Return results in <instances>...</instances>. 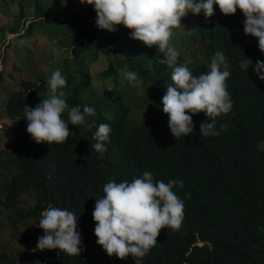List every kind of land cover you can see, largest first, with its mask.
Segmentation results:
<instances>
[{"label": "trees", "instance_id": "trees-1", "mask_svg": "<svg viewBox=\"0 0 264 264\" xmlns=\"http://www.w3.org/2000/svg\"><path fill=\"white\" fill-rule=\"evenodd\" d=\"M11 1L20 7L21 36L59 20L47 9L50 2L58 6V0ZM24 1L33 6L32 19L23 12ZM82 12L81 16L80 11H69L61 17L66 22L81 16L82 21L76 22L86 30L79 32L84 35L82 40H89L93 53L102 52L110 59L112 52L116 67L127 65L137 74L141 90L136 93L134 90L133 96L138 94L135 106L143 115L137 120L131 119L135 107L132 111L125 107L119 93L118 104L114 106L116 100L112 101L114 118L111 121L98 108L81 103L80 93L89 82L79 67L84 52L82 41L70 46L73 58L63 61L60 71L67 81L62 89L63 98L70 107L79 105L81 111L84 106L94 108L96 114L86 118L93 127L70 124L69 131L75 134L59 145L37 144L28 134L24 106L34 108L41 99L47 98L48 70L47 73L41 70L43 75L24 77L16 92L5 94L4 111L13 123L11 142L15 155L5 160L3 156L8 152L0 151V165L8 162L15 172L4 181L0 220L6 226L1 225L0 238L5 231L8 239L17 238L19 246L13 248L0 239V264H41L38 262L44 258H49L45 264H135L131 255L124 260L109 257L96 243L92 213L95 199L104 195L103 186L107 182L127 180L130 183L145 171L152 173L154 180L165 183L182 181L183 186L176 185L172 191L184 202V218L179 230H160L157 244L142 258L141 264H264V81L254 72L256 61H264V53L259 51L257 38L245 35L242 12L237 9L229 20L204 23L193 28L191 36H180V47L184 49L178 63H186L194 75L209 70L205 63L192 61L189 55L194 51L185 43L186 38L188 43L206 42L211 53L214 49V52H223L231 72L226 85L233 107L229 113L216 117L215 130L219 135L201 137L200 124L209 118L198 113L192 116L193 133L179 140L172 135L169 117L163 112L162 97L167 84L172 83L173 71L157 62L164 59L163 54L152 46L146 53L135 50L127 58L112 45L101 46L98 41L109 31L96 26L94 6ZM24 18L30 23L23 24ZM71 35L72 32L67 36ZM154 52L156 56L152 55ZM71 68L78 73L77 84L68 71ZM113 74L116 75L113 63L102 72L105 77ZM3 81L0 76V89ZM62 117L67 121V112ZM100 123L111 127L103 155L92 149L96 143L93 135ZM49 205L71 211L78 217L77 230L83 246L80 255L67 256L59 249L32 251L38 237L44 235L38 224L41 213Z\"/></svg>", "mask_w": 264, "mask_h": 264}, {"label": "clouds", "instance_id": "clouds-1", "mask_svg": "<svg viewBox=\"0 0 264 264\" xmlns=\"http://www.w3.org/2000/svg\"><path fill=\"white\" fill-rule=\"evenodd\" d=\"M79 2L94 6L95 23L99 29L115 32L118 25H123L131 30V39L141 41L149 48L156 46L158 52L163 54L164 59L157 62L173 69L172 83L167 84L162 105L163 112L169 117L168 127L174 138L179 140L182 136L186 137L193 133L192 116L198 113H204L211 121L201 122V137L219 135L215 130L216 117L229 113L233 107L226 85L231 72L228 70L223 52H214V49L211 53L206 42L188 43L186 38L184 41L192 47L193 55L202 58L192 61L198 64L205 63L204 66L209 70L197 76L186 63H178V56L184 47L177 51L169 41L175 28L185 26L187 31L181 30L180 35L191 36L196 26L229 20L230 15H234L239 9L245 17V35L257 38L259 51L264 53V0H79ZM214 6L219 7L220 12L228 17L212 18ZM189 13L194 16L190 18L187 16ZM175 38L180 40L179 36ZM95 56L94 54V58ZM110 59L108 58L109 64L114 63L113 59L112 61ZM79 64H84L83 60ZM79 67L87 74L85 77V80H89L85 84L87 88L91 82L90 71L80 65ZM60 70H55L49 79L45 78L48 80L47 98L41 99V103L34 108L24 106V115L29 122L27 132L37 144L46 142L49 145L53 143L59 145L66 142L70 135L75 134L69 131L70 124L85 128L93 127L87 123L86 118L96 114L94 108L84 106L81 111L79 105L70 107L63 98L65 93L62 89L67 81ZM119 70L117 77L121 76ZM254 72L261 81H264V61H256ZM76 76L79 78L78 73ZM123 78L133 86L131 88L125 84V87L127 86L133 93L134 90H139L141 81L135 72L127 71ZM120 98L125 99V94H121ZM80 101L84 104L81 97ZM65 112L67 121L62 117ZM110 132L109 124L100 123L93 135L96 143L92 144V149L103 155L107 151L106 143L109 142ZM176 185L182 187V181L169 180L165 183L162 180H154L152 173L148 171L130 183L127 180L119 183L107 182L103 186L104 195L95 199L92 213L96 243L109 257L115 256L124 260L131 255L135 259V264H141L142 258L157 244V237L162 228L176 231L182 225L184 202L172 191ZM77 218L71 211L49 205L41 213L38 224L44 235L38 237L36 247L32 251L59 249L67 256L80 255L83 246L81 234L77 230ZM48 260L49 258H44L41 262L45 264Z\"/></svg>", "mask_w": 264, "mask_h": 264}, {"label": "rangeland", "instance_id": "rangeland-1", "mask_svg": "<svg viewBox=\"0 0 264 264\" xmlns=\"http://www.w3.org/2000/svg\"><path fill=\"white\" fill-rule=\"evenodd\" d=\"M58 1V6H56L55 3L47 2L49 3L47 9L54 17L59 18L57 23L49 26L47 24L44 26H38L31 34L27 32L25 36H21L23 31L21 30V23L19 20L20 7H18L17 3H13L11 0H0V76L4 80L2 85L3 88L0 89V151L6 150L8 152L7 155L3 156V159L5 160H11L15 155L11 142L13 125L12 122L7 119L4 111V101L7 98L5 94L8 91L16 92L19 89V83L21 80H24V77L28 79L36 73L43 75L41 70L46 71V73L47 70L49 71V75L45 76L46 79H49L55 70L63 68V61L72 58L70 46L76 41H82L84 44V56L80 57L84 58V64H80V66L88 68L91 76L90 85L80 94L82 102L98 108L105 119L111 121L114 118V107L112 101L116 100V104H114V106L117 105L119 101L117 97L118 92L121 94L124 93L125 99L122 100L124 105L130 107L131 111L133 107H135L131 119L137 120L143 115V111L139 110L137 106H134L139 98L138 94L133 96V91L127 88V86L131 88H133V86L128 81H125V78H123L124 73L130 71L127 65H123L118 68L113 63V69L116 71V75L113 74L108 77H101V73L109 66L108 58L102 53H98L94 58V54L92 53L94 51L91 50V47L88 44L89 40H82L84 35H81L79 31H85L86 27L78 25L80 22H76V20L82 21L81 16L84 15L82 9L87 10L90 7H93V5L81 3L74 4L67 0ZM22 8L24 14H26L29 19H32L34 11L31 3L24 1ZM69 11H71V13L80 11L79 15L81 16L78 15V17L66 20L65 22L61 16L69 13ZM187 16L192 18L194 15L189 13ZM215 17L225 19L228 16L223 15L220 12L219 7L214 6V15L212 18ZM26 21L27 20L24 18L22 23L24 24ZM61 22L65 23L61 24ZM29 23L30 21L26 24ZM185 28V26H181L173 29L171 38L174 39L177 36L180 37L181 30L184 29V32L187 31ZM46 30L50 33L46 32ZM70 32H72V35L68 37L67 35ZM130 32L131 30L125 28L123 25H118L117 31L107 32V34H104L98 42L103 47L112 45L113 47L119 49L124 57L127 56L130 58L132 53L139 49L142 50L143 53H146L149 47L141 41L131 39ZM52 33L57 37H53ZM187 34H189V32ZM179 42L180 40L178 38L169 41L170 45L174 46L177 51H179L180 48ZM152 55L156 56L157 52H154ZM189 56L193 60L202 59L198 55L190 54ZM112 59H115V56L111 52L110 60L112 61ZM71 70L73 69H70L74 79L73 83L77 84L79 82V78H77L76 73ZM118 70L119 74H121L119 77H117ZM125 84L127 85L126 87ZM138 89L141 90V87L139 86ZM136 92L137 90H135V93ZM138 93L141 94L140 92ZM261 147L263 148V145H261ZM9 165L10 164H8V162L5 165H0V199L4 198L3 181H5V177H9L15 172V169ZM1 225L3 227L6 226L2 220H0V232ZM2 234L3 235L0 238L1 241L6 242L7 245L9 244L13 246V248L19 246L17 238L8 239V233L5 231H2ZM6 244L5 246H7ZM38 263L43 264V262ZM16 264H19V262Z\"/></svg>", "mask_w": 264, "mask_h": 264}]
</instances>
